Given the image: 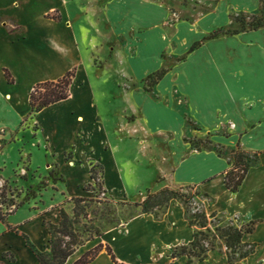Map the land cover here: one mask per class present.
<instances>
[{"label": "crops", "instance_id": "1", "mask_svg": "<svg viewBox=\"0 0 264 264\" xmlns=\"http://www.w3.org/2000/svg\"><path fill=\"white\" fill-rule=\"evenodd\" d=\"M82 2L0 0V108L12 111L16 107L18 101L10 89L18 85L17 77L25 79L27 102L23 115L15 116L9 123L0 122V128L4 127L11 139L13 129L21 124L26 113H31L39 126L33 136L50 128L57 131L56 137L71 139L77 121L83 119L82 108L91 106L93 101L84 63L94 66L95 73L103 66L94 64V59H99L95 49L103 43L99 39L100 29L109 28L117 41L122 39L132 65L138 62L142 51L153 50L154 66L126 86L137 107L136 117L134 113L126 115L133 116L130 121L140 120L149 134L167 133L175 140L173 144H179V149H171L169 172L162 175L166 183L193 185L202 194L206 215L237 228L252 227L243 234L241 244H252L253 251L234 264H264V27L205 38L230 23V7L253 12L259 8L258 1L215 0L212 8L194 20L174 22L169 7L155 0H96L85 8ZM111 51L112 47L107 53ZM162 53L180 60L167 66L168 60ZM4 69L12 82L6 79ZM70 69L75 72L69 95L31 112L28 97L32 86L56 79ZM158 70L164 72L152 88L141 84ZM74 87L77 93L72 92ZM70 98L77 106L63 109ZM187 118L196 127H188ZM28 131L29 128L21 130L22 134L16 133L11 141ZM117 135L122 141L119 131ZM184 137H209L213 147L220 146L223 152L218 154L214 148L193 149ZM48 139L49 144L56 142V138L52 143ZM71 142L64 149L73 148ZM236 145L257 153V160L249 165L237 190L231 192L224 185V172ZM50 149L55 150L52 146ZM67 149L58 161L51 154L61 177L52 198L24 202L0 219V264H39L36 252L49 247L48 224L59 219L54 204L85 193L84 185L93 181L89 161L101 164L102 184L109 194L110 184H120L115 156L106 163L102 159L103 154L109 153L107 144L103 143L100 153L84 160L79 155L66 154ZM108 169L112 171L109 173ZM195 232L183 204L173 200L159 213L140 211L124 228L111 229L80 245L63 264H73L98 243L108 245L116 260L125 264H188L186 255L171 257V252L189 244ZM218 240L217 250H210L213 253L195 264H228L225 241ZM86 264L114 263L103 247Z\"/></svg>", "mask_w": 264, "mask_h": 264}, {"label": "rangeland", "instance_id": "2", "mask_svg": "<svg viewBox=\"0 0 264 264\" xmlns=\"http://www.w3.org/2000/svg\"><path fill=\"white\" fill-rule=\"evenodd\" d=\"M95 1L83 0L81 4L85 8ZM155 1L169 7L173 22L177 19L192 21L198 14L212 8L215 4V0ZM257 1L259 8L253 12L230 7V23L223 27L224 30L241 29L242 24L235 20L236 16L242 17L243 21H249L252 14L259 16V10L261 4L264 6V0ZM8 25L13 28L12 23ZM100 30L102 34H99V39L103 43L95 49L99 59L95 58L94 64L97 67L102 64L103 66L98 68V73H95L94 66L91 67L86 61L84 63V76L88 80L93 101L91 106L81 107L83 119H77L71 139L56 137L58 136L57 131L52 132L50 128H45L33 136V132L37 131L39 126L33 122L34 117L31 113H26L21 124L13 129L15 133H10L11 139L5 128H0V211L11 212L24 202H43L52 198V194H55L58 189L56 183L61 179L59 168L54 164V160L61 159L60 154L67 149L64 147L69 140L72 141L70 145H73V148L67 149L66 154L79 155L83 160L100 153L104 143L108 145L109 153L103 154L102 159L106 163L109 157L115 156L120 167V184H110L109 194L102 184L101 164L98 161L94 162L96 180L84 185L85 193L82 196L67 197L63 202L54 204L59 219L54 227L49 228L48 224L49 247L43 252L46 259L49 261L52 259L51 247L53 243L60 244L63 249L73 251L80 245L96 240L111 229L124 228L127 222L141 211V206L137 205V202L142 201L148 194H156L157 198L165 201L150 211L153 213L163 211L173 200H178L183 204L189 220H192V225L196 229L192 240L194 241L193 245L191 242L182 245L185 246L187 252L195 251L197 253L199 245L207 249L206 255L213 253L209 251L217 250L218 238L224 239L220 234V229L227 223L221 222L213 215L204 213L202 208L204 202L200 197L202 194L193 185L172 184L169 181L166 183L165 176H162L169 172L171 149H179V144H173L175 140H172L167 133L149 134L144 130L140 120L130 121L133 116L126 115L134 113L136 117L137 110L132 92L126 86L132 79L143 74L144 70L154 66L156 62L152 56L153 50L142 51L137 56L138 62L132 65L128 59L129 53L122 45L124 44L122 39L117 41L109 28ZM110 47H112V51L109 54L107 51ZM162 56L168 60L167 66H173L180 60V57L170 58L163 53ZM17 79L18 85L10 89L16 95L17 105L12 111L0 108V122L2 123H9L15 116L24 114L27 105L24 94L26 83L24 78L17 77ZM144 83L149 84L151 88L153 86L152 79L141 81L143 86ZM72 92L77 93V88L74 87ZM73 101L70 98L63 104V109L68 110V108L77 106ZM187 124L190 128L196 127L188 118ZM26 128H29L30 131L23 134V137L17 136L15 141H11L16 133L22 134L21 130L24 131ZM118 131L119 135L123 137L122 141L119 140L120 138L118 139ZM47 138L50 139V143L56 138V142L53 145L49 144ZM183 140L188 142L193 149H217L213 147L209 137H184ZM51 146L55 148L54 152H50ZM239 148L247 151L248 155L253 157L252 151L240 146ZM52 153L54 160L51 158ZM253 162L254 160H251L249 165ZM65 172L66 174L70 173L69 171ZM165 188L172 193L164 191ZM182 246L174 248L175 251H180ZM249 248H251L250 245L241 244L239 248L234 247L233 252L227 248L225 251L236 257L240 251ZM190 258L194 264L198 260L197 256ZM237 259H233L232 264Z\"/></svg>", "mask_w": 264, "mask_h": 264}, {"label": "trees", "instance_id": "3", "mask_svg": "<svg viewBox=\"0 0 264 264\" xmlns=\"http://www.w3.org/2000/svg\"><path fill=\"white\" fill-rule=\"evenodd\" d=\"M260 15L252 14L250 15L249 21H243L242 17L236 16L235 20L241 22V29L239 30H224V29H217L210 33L205 38H210L217 36L218 34H233L238 33L243 30H249V29H256L259 27H264V6L261 4L260 7ZM53 18H57L58 16L52 15ZM1 21V18H0ZM196 45V43L191 47V49ZM74 69H70L66 71L63 75L60 77H57L56 79L52 80H44L36 82L30 92H29V105H30V111L31 112H37L40 109H42L45 106H48L49 104H52L54 102L60 101L62 99H65L69 95V85L71 83L72 77L74 76ZM164 70H158L152 74H149L147 76V79H152V83L156 82L162 75ZM4 75L6 79L9 82L13 81V78L9 74V72L4 69ZM146 79V80H147ZM217 149L218 154H222V150L220 146L214 145ZM253 157H250L248 155V152L245 150H242L237 145L231 150V160L229 161V168L224 172V185L227 189H229L231 192H235L238 188V186L241 184L247 170L249 167V163L251 160H257V153L253 152ZM68 157V156H67ZM102 170V166H101ZM89 176L90 178L95 181L96 175L94 172V162L90 161L89 163ZM164 191H167L169 193H172V191H169L167 188L164 189ZM162 202L165 201L160 200L157 198L156 194H148L146 197L140 201L137 202V205L141 206V212H150L153 210L154 207H159ZM167 204V202H166ZM9 212L3 213L0 211V219H4L5 215ZM189 223L192 224V220H189ZM54 227V224H49V228ZM252 229L251 226L241 227L237 228L230 224H227L223 226L220 229V234L224 238L225 245L227 249H230L231 252L234 251V247L239 248V245H241V238L244 233L250 232ZM194 241H191V244L193 245ZM242 245H250L251 248L245 249L244 251H240L238 255L232 256L230 253H227V262L228 264H232L233 259L235 258H242L249 253L253 251L254 246L249 243H244ZM105 248L107 253L110 255L111 260L114 264H125L122 262H119L116 260L114 253L112 252L111 248L108 245H103L102 243H98L93 248L87 250L80 258H78L73 264H86L89 261H91L95 255L102 249ZM198 252L195 251L190 252L185 250V246H182L180 251L172 250L171 257H176L179 255H186L188 257V264L191 263V256H197L198 259H202L206 255L207 249L201 246H197ZM52 252V259L49 261L46 259L45 254L43 252L37 251V257L39 260V264H63L65 258L72 252V250L69 249H63L60 247V244H52L51 247Z\"/></svg>", "mask_w": 264, "mask_h": 264}]
</instances>
